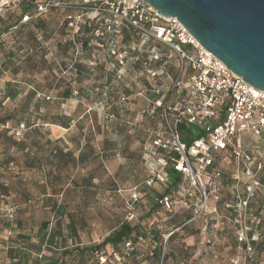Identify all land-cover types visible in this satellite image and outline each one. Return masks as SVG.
Here are the masks:
<instances>
[{"label": "rangeland", "instance_id": "obj_1", "mask_svg": "<svg viewBox=\"0 0 264 264\" xmlns=\"http://www.w3.org/2000/svg\"><path fill=\"white\" fill-rule=\"evenodd\" d=\"M18 14L21 11L16 8L1 16L0 31L8 30L7 26L18 18ZM43 20L47 28L56 30V35L51 40H41L44 49L37 51L38 56L34 57L33 62H23L20 65L22 68L17 72L9 68L0 74V96L10 82L19 95L15 100H7L5 108L13 110L29 92L36 90L50 98L47 101L48 107L43 109L44 113L49 112L50 116L74 115L75 123L69 131L53 129L49 125L45 129L50 132L49 135L53 134V130L64 134L66 140L62 139L59 145L71 149L78 157L81 155L82 160L77 169L63 170L62 178L53 181L52 185L47 183L39 170L29 171L24 168L22 155L18 156L16 163L1 170L2 183L29 191L27 198L20 196V191L7 198L0 197V208L3 204H8L9 207L0 212L4 215L0 218V224L10 226L8 241L15 240L19 231L27 232L30 235L27 239H18L19 244L27 250L24 253L29 256L30 261L54 260L57 264H88L89 252L92 250L90 248L103 244L119 229L122 222L128 220V211H131L128 191L136 187L141 192L142 199L134 205L136 220L131 223L139 233L152 228L154 233L155 228L161 225L158 229L162 235L163 249L158 259L150 255L151 249L147 251V246L143 247L140 255L128 260L126 264H232L231 258L237 252L233 217L226 207L232 201L235 191L231 178L232 166L224 162L225 158L216 157L223 173L219 185L220 200L210 204L209 213L202 219L181 227L180 222L186 223L190 219L187 213L191 211L182 210L171 218L169 214L158 210L155 206L156 197L168 188L172 194L174 188L160 185L151 189L145 187V181L150 176L144 161L145 140L149 129L155 130L156 124L148 118L141 121V127L132 125L145 105L135 95L138 96L139 89L148 84V79L140 75L137 66H129V74L119 78L115 68L106 64L102 54L88 50L81 57V62L91 70L78 77L74 83L71 72L63 74L57 69L58 64L72 57L68 48L57 47L58 43H65L61 30L57 29L64 22V14L59 11L50 12ZM32 29L41 36V31ZM16 32L15 29L3 34L0 63L12 49L24 58L36 47L30 36L27 40H17ZM63 34L67 35V32ZM21 45L24 49L19 51ZM43 53L47 60L46 66L40 63ZM91 54L95 56L93 65L89 63ZM102 64L104 65L101 67ZM167 82L169 81L163 83L166 85ZM69 87L80 90V94L73 93L69 99L64 100L62 93ZM122 94L131 97L129 104L117 103ZM103 112L113 114L117 119L107 121ZM29 120L41 123L34 113L29 114ZM11 126L16 127L13 124ZM70 138L74 140L70 141ZM78 147L80 151L75 150ZM260 147L264 165V141ZM3 149L0 144V160L3 158ZM261 177L264 181V170ZM84 178L88 180L83 181ZM238 190L243 192L244 189L239 186ZM255 201L254 208L260 210L264 193L260 192ZM59 204L64 205V214L55 211ZM215 208L218 214L212 213ZM10 210L13 212L12 218L9 217ZM69 214H75L74 231L68 227L71 219ZM18 219L24 222L23 227L18 226ZM45 222L49 224V228L41 232ZM48 233L54 236L53 240L45 238ZM168 235H171V241L166 246L164 236ZM8 247L6 246V251ZM82 249L88 252L83 254ZM20 259L23 260L22 255ZM256 259L260 260L257 253Z\"/></svg>", "mask_w": 264, "mask_h": 264}, {"label": "built area", "instance_id": "obj_2", "mask_svg": "<svg viewBox=\"0 0 264 264\" xmlns=\"http://www.w3.org/2000/svg\"><path fill=\"white\" fill-rule=\"evenodd\" d=\"M22 5L33 8L36 15H45L52 10L67 12L74 60L81 52L78 44L81 25L92 17H98L101 26L94 33L96 45L116 59L119 78L129 60L138 61L147 52H150L153 61L161 64H166L173 56L178 58L180 71L167 88L169 97L166 101L150 98L145 89L138 93L145 98L147 107L140 112L133 126L141 127V121L155 117L158 109H161L162 121L160 128L148 131L149 141L158 153L145 187H169L172 181L169 171L174 170L180 175L178 188L172 194L162 193L156 197L155 204L158 210L170 216L182 210H192L194 213L189 222L197 221L209 213L211 203L220 200L221 172L215 165L216 157L226 159L233 156L248 183L244 195L236 192L235 202L226 204L228 209L237 211L236 236L243 251L233 256L231 263L250 264L254 253L253 242L258 237L252 235L257 218L250 212V205L262 187L259 173L263 165L257 161V154L258 144L264 141V91L252 87L232 72L224 62L206 50L177 18L162 15L144 0H0V17ZM30 19L29 14L24 15L22 22ZM130 30L150 37L166 51H148L136 42L121 49L116 37ZM186 65L190 74L185 80ZM144 67L148 75H155L149 63L145 62ZM75 94L78 92L75 91ZM160 94L159 90L155 91L156 96ZM127 100L128 97L121 98L122 102ZM103 117L107 121L117 119L105 112ZM181 126L193 133L190 144L183 140ZM25 129L24 125H20L15 136L21 138ZM139 201L138 188H135L129 200L131 212L127 219L130 222L136 220L134 205ZM212 213L218 214L217 209ZM9 217H13L12 210ZM161 227L158 225V228ZM152 231L153 228L136 234L133 239L121 244L120 249L96 247L90 264H123L139 247L147 245ZM170 236H164L166 243ZM0 250H6L2 243ZM260 264H264V256Z\"/></svg>", "mask_w": 264, "mask_h": 264}, {"label": "trees", "instance_id": "obj_3", "mask_svg": "<svg viewBox=\"0 0 264 264\" xmlns=\"http://www.w3.org/2000/svg\"><path fill=\"white\" fill-rule=\"evenodd\" d=\"M18 9L21 11L22 18L24 15L29 14L31 19L28 22L30 21L32 22L26 25L25 23L27 22H25L24 25L19 26L16 29L17 32H16L15 37L17 40H27V37L30 36L31 39H33V42L35 43L36 47L31 50L32 51L31 54L28 53L24 58L19 56L13 49L7 52L4 56L3 61L0 63V74L4 73L6 69H9V68L17 72L18 70L22 68L20 65L23 62H29V61L33 62L34 57L38 56L37 51L44 49L43 42L41 40H38L37 32L36 30H33L32 28L39 29V30H44V28H47L44 22L45 20H43V17L48 15L50 12L45 15L33 16V14L30 13L33 10V8L27 5H22ZM55 11H58V10H52L51 12H55ZM59 12H62L64 14V22H62L60 30L62 32L63 40H65V43L63 44L60 42L57 44V47L59 46L61 48H68L72 52V57L58 64L57 69L63 74H66L67 72H71L73 76V80L75 81L74 83H76V79L78 77L79 78L82 77L83 75L88 73V71L91 70V68H88L87 65L81 62V57L88 50L91 52L94 50L104 56V58L106 59V64L107 65L110 64L111 66H113L117 74V72L119 71V66H118L116 59L111 56H108L104 51L100 50L96 45V39L94 37V33H95V30L101 26L99 18L92 17L88 22H84L81 25L80 37L78 38V44L80 46L81 52L76 58V60H74V53H75L74 45L71 40L70 32L67 28V22H66L67 12H64V11H59ZM16 25H18V22L15 25L7 26L8 30L6 31L8 32L9 30L13 28V26H16ZM6 31H0V43L2 42L3 34L7 33ZM63 31L67 32V35H68L67 40L65 39V36H64L66 34H63L64 33ZM24 32H26L25 35H24ZM116 40L118 41L121 49H124L125 47L130 46L132 42H136L142 45V47L148 51H161V52L166 51L161 44L155 42L150 37L144 34H141L135 30L124 31L121 36L116 37ZM20 47L21 48H19V51L24 49L22 48L23 47L22 45ZM90 59L91 60H89L90 61L89 63L93 65L92 62L94 61L92 60L95 59V56L91 54ZM145 62L149 63V68H151L155 72L154 76L148 75L144 67ZM40 63L43 66L47 65V60H46V56L44 53L42 54V59ZM104 64H102L101 67ZM129 66H137L140 72V75L148 79V84L140 88L139 91L142 89H145L147 91L146 92L147 95L150 98H153L156 100L160 99L162 101H166L168 99L169 92L167 91V88L169 84L171 83V81L178 75L180 71V62L176 56H173L166 64H161L151 59L150 52L143 54L141 59L138 61L129 60L127 68L125 72H123L122 77L127 75ZM185 70H186L185 72V80H186L190 74L189 66L186 65ZM111 72L114 73L113 70ZM109 77H110V74H109ZM166 81H169V82H167L168 84L165 85L163 82H166ZM157 90L161 92L160 96L155 95V91ZM75 91H77L78 94H80L79 92L80 90H76L75 88L69 87L68 90L62 93L61 97L64 100H67L72 96L73 93H75ZM18 95L19 93L17 92V90L13 88V85L9 82L7 83L5 90L2 91L1 96H0V144L4 148L2 152L3 158L0 160V197H3V198L10 197L11 195H13L14 193L18 191H20V196H22L23 198H27L29 194V191L27 189H22L21 187H18V186L16 188L15 185L12 186L10 184H4L1 182V176H2L1 170L7 169L9 165L16 163L19 155H22V157L24 158V168H26L29 171L39 170L40 172L44 174L47 180V183L48 184L51 183V185L53 181L62 178L61 173L63 172V170H68L70 168L77 169L80 166V163L82 160L81 155L78 157L75 155V153L72 150L66 151V148H62L59 145L60 140L52 141L48 136L50 132L48 130L46 131L45 129L46 124L56 125L64 129H69L71 125L75 123L74 115L71 116V115L59 114L56 116H50L49 112L44 113L43 109L48 107V104H49V102H47L48 101L47 96L37 92L36 90L29 92L26 95V97L23 99L21 104L15 107L13 110L5 108L6 101L10 99L15 100L18 97ZM122 97H128V100L125 102H122L121 101ZM135 97L136 99H141L144 101L145 105L141 109L142 111L144 108L147 107V102L145 98L143 97H138L136 95ZM130 101H131L130 96L122 94L119 96L117 103L127 105L129 104ZM31 113H34L37 116V120H41L40 124H38L37 122L32 123L29 120V114ZM160 115H161V109H158L157 115L155 117H150V119L153 120L156 124L154 127L155 130L161 127L162 121H161ZM134 123L132 125H134ZM11 124L16 125V127H12ZM20 125H24L26 129L22 137L17 138L15 136V131L17 128H19ZM6 126H9V127L6 128ZM149 130H153V129H149ZM181 132H182L183 140L187 142L188 144H190L193 140V133L190 132L184 126H181ZM261 144H258L259 149H258V154H257V161L261 162L263 165V162L261 159V153H260ZM12 151H15V152L12 153ZM157 153L158 151L154 149V147H152L151 142L149 141V134H147L146 140H145V146H144V161H145L146 168L149 171L152 165L155 164L157 161V157H156ZM224 162H227L229 165L232 166V177L231 178L233 181V185H235V191H234V196L232 198V201L230 202H235L236 192H239L240 194L244 195L245 186L248 183V179L245 177L244 173L240 169L237 168L236 162L233 156L226 158ZM215 165L216 167H218L217 159H216ZM263 170H264V165H263ZM263 170L259 173V179L262 183V187L258 190L253 203L254 202L256 203L255 200L260 192L264 193V181H263V178L261 177V173L263 172ZM169 175L172 180L170 187H173L174 188L173 191H175L178 188V183L180 181V175L177 174L174 170H170ZM222 177H223V173L221 172V177L219 179V185L222 180ZM87 180L88 178H84L83 181H87ZM239 186L243 187L244 189L243 192H240L238 190ZM135 188H132L128 191L129 197L132 195L133 190ZM67 189L68 187L65 190ZM170 192H171V189L168 188L166 190V194ZM138 194H139L140 199H142V194L140 191H138ZM253 203L250 205V212L257 218V221L253 224L252 235L253 237H256V236L258 237L253 242L254 253L252 255V258L250 259V264H260L262 257L264 256V216H263L264 202L261 205L260 210L254 208ZM155 206L158 208L156 204ZM55 211L56 212L59 211L60 214H64L63 213L65 211L64 205L63 204L56 205ZM185 211H191V213L190 212L187 213L188 215H190V219L186 223L180 222L181 227L187 223H192L189 221L191 220L194 211L192 210H185ZM229 211L231 212V215L233 217L236 252H237L236 255L242 254L243 253V251L241 250L242 247L238 243L237 236H236L237 231H238L237 211L234 209H231V210L229 209ZM130 212L131 211L129 210L127 218ZM69 215L71 219L68 224V227L74 231L75 230V225H74L75 214H69ZM176 215L171 216V218ZM48 228H49V224L45 222L42 224L40 231L45 232L48 230ZM136 234H139L138 230L136 229V226H134L129 220H125L124 222L120 224L119 229L114 234L109 236L103 242V244H101L98 247L104 248L107 245H112L115 248L120 249L121 244H123L125 241L129 239H133ZM45 238H48V239L51 238L53 240L54 236H52L51 233H48L45 236ZM161 241H162L161 232L158 228H155L154 233L152 231V236L149 241L150 243L147 242V245L139 247L137 252L134 253L130 259L140 255L139 254L140 249L146 246H147L146 247L147 251H150L151 249L150 255H152V257L155 256L156 258L160 259L162 255V249H163V244L161 243ZM170 241L171 240L168 239L166 246L170 244ZM154 244L155 246H152ZM95 248H90L92 250L89 252L88 264H90L91 260L93 259V250ZM87 252L88 250L82 249L81 253L84 254ZM256 253L260 255V260L256 259ZM22 256H23V261H30L29 256H27L25 253H23ZM11 257L12 259H18L19 254H15L14 256H11ZM164 258H165V255L163 256V259ZM127 261H125L123 264H126Z\"/></svg>", "mask_w": 264, "mask_h": 264}, {"label": "water", "instance_id": "obj_4", "mask_svg": "<svg viewBox=\"0 0 264 264\" xmlns=\"http://www.w3.org/2000/svg\"><path fill=\"white\" fill-rule=\"evenodd\" d=\"M177 18L209 52L264 91V0H144Z\"/></svg>", "mask_w": 264, "mask_h": 264}, {"label": "crops", "instance_id": "obj_5", "mask_svg": "<svg viewBox=\"0 0 264 264\" xmlns=\"http://www.w3.org/2000/svg\"><path fill=\"white\" fill-rule=\"evenodd\" d=\"M67 1H72V2H77L79 0H67ZM35 11L32 10L30 13L33 14V16H35L36 14L34 13ZM45 17V16H44ZM18 22V25L16 26H13V28L11 30H14V29H17L19 26L21 25H24V23H22V15L21 14H18V18L16 20H14L10 26L12 25H15L16 23ZM32 22V21H30ZM30 22H27L25 23L28 24ZM33 24V23H32ZM58 30L60 29L59 27L57 28ZM9 30L7 33H10ZM38 31H41V36L39 37V35L37 34V38L38 40H51L55 35H56V30H53L51 28H44V30H39ZM26 34V32H24V35ZM46 125H49L51 127H54L53 129H64V128H61L59 126H56V125H51V124H46ZM74 124L71 125V127L69 129H66L67 131H69L72 127H73ZM49 138L52 140V141H57V140H66L65 138V135L61 134V133H57L53 130V134L49 135ZM74 138H70V141H73ZM68 150H71V149H66V151ZM75 150H79V147L76 148ZM80 151V150H79ZM163 194L166 193V191H163L162 192ZM171 194V193H169ZM8 204H3L1 205V208H0V212H4L8 209ZM4 215L2 216L0 214V218H3ZM1 222V220H0ZM18 226L20 227H23V224L24 222L21 220V219H18V222H17ZM10 229V226H6L5 224H0V243H2L3 245L5 246H9L8 250H0V264H56L57 262H55L54 260H49V261H44V262H39V261H21V255L26 252L27 250H25L24 247H22L19 243H20V240L18 239V237H20L21 239H24V238H28L30 235L26 234L27 232H21L19 231L17 233V235L19 236H15V240L13 241H8V236L7 235H11V232L8 231ZM17 241V242H16ZM33 241H34V238H33ZM105 248H108V249H117L115 248L114 246L112 245H107ZM15 254H19V258L18 259H12L11 256H14Z\"/></svg>", "mask_w": 264, "mask_h": 264}]
</instances>
